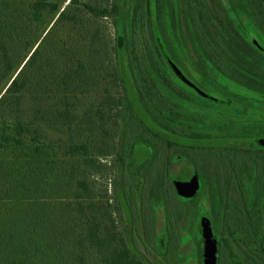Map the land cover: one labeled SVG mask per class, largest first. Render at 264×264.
Returning <instances> with one entry per match:
<instances>
[{
    "label": "trees",
    "instance_id": "obj_1",
    "mask_svg": "<svg viewBox=\"0 0 264 264\" xmlns=\"http://www.w3.org/2000/svg\"><path fill=\"white\" fill-rule=\"evenodd\" d=\"M110 1V8L82 7L95 18L113 17L118 22L123 0ZM251 1L249 9L246 0H188L185 17L194 26L203 52L215 60L216 56L222 59L216 62L218 66H233L235 59L241 61L237 57H244L231 51L242 41L235 8L241 2L239 8L243 5L249 12L264 9V3L254 5ZM71 3L77 1L70 0L68 8L61 11L59 0H0V264H150L133 247L129 219L135 211L138 239L156 257L160 250L155 219L151 204L146 202L156 191L165 207L167 242L181 247L180 238L175 241L169 234V224L184 214L182 200H190L174 194L175 179L170 170L174 150L183 152L186 148L184 142L156 131L137 109L121 72L127 40L120 27L117 25L115 38L117 72L109 64L110 52L90 39L87 28L76 22ZM170 5L174 17L176 0H133L127 27L130 43L136 33L143 35L144 29L151 32L149 38L154 44L143 50L141 60L135 57L130 62L140 95L160 102L156 77L165 72L162 67L173 64L161 40L165 34L172 36ZM58 14L51 26L50 18ZM115 80L123 82L125 100L114 96ZM114 111H119L122 121L114 154L119 171L114 183L118 203L113 204L106 200L108 187L103 191L94 188L93 176L99 172V164L88 157L97 147L108 144V127L114 123L110 114ZM80 126L84 128L82 141L75 137ZM61 129L67 135L64 140L55 138ZM157 138L164 139L166 149H157L125 182L122 171L136 144ZM193 140L197 138L187 144L192 151L203 148ZM257 141L256 150L236 144L226 154V150L218 151L220 163H205L218 191L225 193L222 220L229 237L242 233L246 239H264V211L258 209L260 200L264 204V138ZM191 152L187 151L188 155ZM158 160H163L162 170L154 176L152 166L158 165ZM222 160H231V164ZM194 166L201 174L200 163ZM229 169L233 170L230 176ZM147 183L150 185L145 189ZM62 191L66 202L59 203L57 196H62ZM229 195L236 196L230 203ZM119 208L125 212L124 228L117 224ZM169 244L164 255H168ZM66 250L75 252L68 254Z\"/></svg>",
    "mask_w": 264,
    "mask_h": 264
},
{
    "label": "rangeland",
    "instance_id": "obj_2",
    "mask_svg": "<svg viewBox=\"0 0 264 264\" xmlns=\"http://www.w3.org/2000/svg\"><path fill=\"white\" fill-rule=\"evenodd\" d=\"M76 1L77 3L70 4L71 12L77 16L76 22H79V26L87 28L86 31L90 34V39L99 41L102 48L106 52H110L109 64L117 72L115 38L116 29L120 27L123 36L125 35L127 40V48L124 47L122 57L121 72L126 83L131 87L137 109L145 121L153 126L156 131L159 130L158 132H162L165 137L172 140L184 142L185 151L174 150L175 152H173L175 157L170 172L174 175V182L188 181L193 175H197L200 180V188L197 195L190 198V201L182 200L181 202V208L184 213L182 217L177 218V222L173 221L172 226L169 224V234L173 238L175 237V241L180 238L181 247L177 249L173 244L167 242L168 225L166 228L165 207L158 193L154 191L150 198L146 199V202L149 205L151 204L153 209L158 243L157 250L160 251L159 253L157 251L155 257V252L152 254L147 251L138 239L137 227L139 222L134 211L133 217L129 220L130 225L132 224V242L135 250L149 260L150 264H204V242L201 225L203 222H208L211 224L213 235L217 240L216 264H264V247L262 246L264 239L262 236L255 239L250 237L246 239V236L242 233H238L237 237H229L228 234H225L222 220L225 215L223 200L226 198L225 193L218 191L219 188L217 189V186L211 180V169L205 166V163L210 164V161L213 165L216 162H221L219 155H217L220 149L226 150L224 153L226 154L228 152L227 149L230 147L236 148L237 144L239 147L248 145L256 150L258 148L257 140L264 138V9H254V11L250 10L249 12L243 5L239 8L241 2H237L235 8L237 10L236 21L239 23L238 30L241 33L242 41L239 45L234 44L231 51L234 55L235 51L240 52L244 59L237 57L241 61L237 62L235 59V62L231 64L233 66L228 64L218 66L216 62L222 59L216 56L218 60H215L212 56L209 57L208 53L205 54L203 52L204 50H202L200 43L196 40L197 38L193 31L194 26L185 17L186 12L189 10L188 0H176L177 5L174 17L173 6H168L170 22L168 26L171 30L170 32H172V39L165 34L161 40L173 64L169 68L162 67L165 72L156 77V82L160 89V102L154 97L145 95L142 97L136 87L135 67L130 60L135 57L141 60L143 50L146 47L149 48L151 42L153 44L154 42L149 38L151 37V32H147L145 29L143 35H137V33L134 35L132 43L128 41L127 27L133 0H123L118 22L113 17L95 18L82 7V4H89L96 8L106 6L110 8V0ZM168 1L170 2V0ZM59 2L62 11L68 8L70 0H59ZM256 2L257 5L261 2L263 5L264 0H254V5H256ZM246 3L250 9L252 1L246 0ZM58 17L59 14L50 18L51 26L54 25ZM64 27L67 28V26ZM239 31H237L238 34ZM173 67H177L202 95L182 82L173 72ZM237 67L246 69L247 72H244L247 74L239 69L237 70ZM248 73H252L253 76L250 77ZM112 86L116 91L114 96L117 99L125 100L127 98L124 89L121 88L123 87L122 81L115 80ZM250 101H252V104H250ZM110 116V119L114 122L113 124L110 123L108 127V129H111L107 139L110 146L108 147L107 144L97 147L88 158L95 159L99 164V172L93 176L94 188L96 191H103L105 187H108L109 192L106 200L114 204L115 202L118 203V196L114 191V183L117 181L116 178H118L117 174L119 172L115 161L117 159L114 154L122 120L119 121V111L112 112ZM84 127H86L85 123ZM82 131H84V128L80 126L75 133V137L78 136L80 141L85 139ZM66 136L64 130L61 129L59 135L57 134L55 138L64 140ZM194 138H197V140H193V143L196 141V146L203 147L195 152L187 145ZM164 142V139L161 138H159V141L157 138V140L148 142V144L139 140L135 146L134 153L122 171L125 182L128 177H131V174H135L140 164L146 163L154 156L157 149L163 146V149H166ZM209 148L214 150L210 151ZM187 151H192L191 154L189 153L190 156ZM158 161L159 164L157 161L154 162V164L158 165L152 166L154 176L158 175L160 169L162 170L161 161L163 160ZM222 161L224 164H228L230 161L231 164V160L228 162ZM196 162L200 163L199 171L201 174H206L205 178L195 172L194 165ZM232 173L233 170L229 169L228 175L230 176ZM255 177L257 178V176ZM261 184L264 183L261 182ZM149 185V183L146 186L144 184L145 189ZM248 188L249 190L252 189L249 186ZM65 194L62 191V196H57L60 197V199H57L59 203L61 201L66 202V199H62L66 196ZM174 194L177 195L175 188ZM246 194L251 196L249 192ZM140 196L142 197L143 193ZM233 198H236V196L229 195L228 203ZM261 198H264V196L262 195ZM250 201L251 199H248V203ZM232 204L235 205V202L233 201ZM258 204V209L264 211L262 200ZM117 214V224L124 228L125 212L123 208H119ZM236 215L238 216V213ZM126 219L128 220L127 217ZM168 244V255H164ZM151 251L155 250L152 249ZM66 252L72 254L75 250H66Z\"/></svg>",
    "mask_w": 264,
    "mask_h": 264
},
{
    "label": "water",
    "instance_id": "obj_3",
    "mask_svg": "<svg viewBox=\"0 0 264 264\" xmlns=\"http://www.w3.org/2000/svg\"><path fill=\"white\" fill-rule=\"evenodd\" d=\"M172 70L182 82L194 90H197L177 67H173ZM198 92L202 95L200 91ZM174 188L179 197L183 199H190L197 195V192L200 188L199 177L197 175H193L188 181H176L174 182ZM201 227L202 238L204 242V264H216L217 240L213 235L212 226L208 222H203Z\"/></svg>",
    "mask_w": 264,
    "mask_h": 264
},
{
    "label": "crops",
    "instance_id": "obj_4",
    "mask_svg": "<svg viewBox=\"0 0 264 264\" xmlns=\"http://www.w3.org/2000/svg\"><path fill=\"white\" fill-rule=\"evenodd\" d=\"M188 200V199H187Z\"/></svg>",
    "mask_w": 264,
    "mask_h": 264
}]
</instances>
